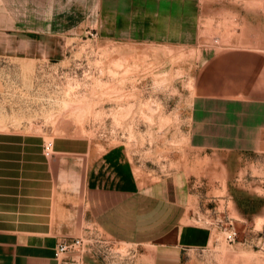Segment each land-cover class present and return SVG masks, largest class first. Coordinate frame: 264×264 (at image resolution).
<instances>
[{
  "label": "rangeland",
  "instance_id": "obj_1",
  "mask_svg": "<svg viewBox=\"0 0 264 264\" xmlns=\"http://www.w3.org/2000/svg\"><path fill=\"white\" fill-rule=\"evenodd\" d=\"M201 8L207 16L199 44L185 47L109 40L89 23L34 33L0 6V132L43 135L49 158L56 138H79L90 143L91 164L108 160L134 188L185 201L191 224L209 240L185 251L182 264H264V154L204 150L190 141L203 55L264 45V0H201ZM228 218L238 231L233 243L219 224ZM79 238L82 247L62 264H151L141 247L93 224Z\"/></svg>",
  "mask_w": 264,
  "mask_h": 264
},
{
  "label": "crops",
  "instance_id": "obj_2",
  "mask_svg": "<svg viewBox=\"0 0 264 264\" xmlns=\"http://www.w3.org/2000/svg\"><path fill=\"white\" fill-rule=\"evenodd\" d=\"M0 6L34 33L89 23L105 39L185 47L199 44L207 16L201 0H0ZM203 56L194 82L191 144L264 154V45H231ZM89 145L56 138L49 158L43 135L0 132L1 264H62L55 258L57 243L79 238L88 224L141 247L151 264H182L185 251L209 240L207 231L191 224L185 201L159 188H134L108 160L91 164Z\"/></svg>",
  "mask_w": 264,
  "mask_h": 264
},
{
  "label": "built area",
  "instance_id": "obj_3",
  "mask_svg": "<svg viewBox=\"0 0 264 264\" xmlns=\"http://www.w3.org/2000/svg\"><path fill=\"white\" fill-rule=\"evenodd\" d=\"M45 155L50 156L48 147L45 149ZM219 224L225 231L224 233L227 242L233 243L238 239V231L231 218H228L225 222L221 221ZM82 245V238L63 239L59 241L55 247V258L60 260L63 255L77 251L82 247Z\"/></svg>",
  "mask_w": 264,
  "mask_h": 264
},
{
  "label": "bare ground",
  "instance_id": "obj_4",
  "mask_svg": "<svg viewBox=\"0 0 264 264\" xmlns=\"http://www.w3.org/2000/svg\"><path fill=\"white\" fill-rule=\"evenodd\" d=\"M95 160H96V157H95ZM95 160H94V161H95ZM92 163H93V162H92ZM57 177H60V176H57ZM65 177H66V175H65ZM61 180H65V178H64V179H61ZM75 181H76V179H75ZM75 181H74V182H75ZM77 181H78V180H77ZM79 181H80V179H79ZM81 182H82V181H81ZM83 182H84V181H83ZM79 183H80V182H79ZM74 184H75V183H74ZM78 186H81V185L78 184ZM53 187H54V186H53ZM83 187H84V186H83ZM53 189H54V188H53ZM52 201H53V200H52ZM17 203H18V202H17ZM17 203H16V204H17ZM52 204H53V203H52ZM51 207H52V206H51ZM15 210H17V209H15ZM17 215H18V213H17ZM13 218H14V217H13ZM15 219H16V217H15Z\"/></svg>",
  "mask_w": 264,
  "mask_h": 264
}]
</instances>
